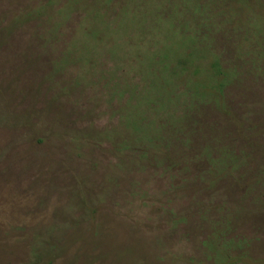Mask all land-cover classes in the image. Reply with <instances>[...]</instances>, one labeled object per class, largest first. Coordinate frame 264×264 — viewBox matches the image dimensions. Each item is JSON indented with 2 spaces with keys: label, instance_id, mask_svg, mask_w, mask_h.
I'll return each instance as SVG.
<instances>
[{
  "label": "rangeland",
  "instance_id": "rangeland-1",
  "mask_svg": "<svg viewBox=\"0 0 264 264\" xmlns=\"http://www.w3.org/2000/svg\"><path fill=\"white\" fill-rule=\"evenodd\" d=\"M136 1L127 11L118 0L113 7L110 0H55L53 9L68 17L48 20L46 9L25 22L20 16L47 0H0V264L35 263L36 251L38 259L44 251L40 264H214L209 255L218 252L203 245L208 221L216 220L208 206L235 196L232 179L219 181L211 200L180 205L177 192H165V166L143 159L147 148L129 146L152 142L162 119L178 120L173 100L158 102L174 91L162 67L187 53L170 21L130 31L127 18L144 16L137 9L145 0ZM47 20L55 34L43 28ZM71 45L60 67L58 55ZM227 98L241 114L238 89L229 87ZM206 111L207 127L227 124L215 108ZM257 236L238 264H264Z\"/></svg>",
  "mask_w": 264,
  "mask_h": 264
},
{
  "label": "trees",
  "instance_id": "trees-1",
  "mask_svg": "<svg viewBox=\"0 0 264 264\" xmlns=\"http://www.w3.org/2000/svg\"><path fill=\"white\" fill-rule=\"evenodd\" d=\"M110 1V7H113L115 0ZM118 1L122 3L120 9L127 11L138 6H130L136 0ZM54 4L55 0H47L38 11L25 13L20 18L29 22L32 16L46 9L51 11L48 20L68 17L70 11H57L53 9ZM143 4L142 7L147 6L150 10L140 7L137 10L144 15L142 18L136 19L133 14L127 18L125 24L129 25L130 31L142 26L146 32L151 29L150 24L158 26L163 20L170 21L169 24L184 34L187 53L178 59L176 66L167 63L162 67L173 76V81L166 83V87L174 85V91L160 97L158 102L173 100L176 107H180L178 120L171 125L168 119H162L159 136L152 138L156 141L154 146L153 141L145 145L135 144L132 140L129 146L135 150L147 148L142 158L148 162L156 161L160 166L157 168L165 166L162 173L157 169V174L160 172V177L171 188L165 190L168 196L171 191L177 192L175 201L180 205L186 200L193 201L194 205V199L195 204H199L203 195L210 199L219 181L232 179L231 187L236 190L234 199L208 206L216 220L208 221L211 233L203 245L218 252H209L214 264L241 263L248 258L246 249L260 241L259 231L264 239V0H145ZM176 18L185 21L177 22ZM48 20L42 25L46 30L50 29ZM51 29L55 34L53 30L56 29ZM111 29L118 31L115 27ZM78 34L85 39L80 32ZM78 34L74 39L77 42L80 41ZM73 51V45L67 47L58 55L57 64L61 67V59L67 60ZM159 57L164 59L162 55ZM130 86L137 85L128 83L127 87ZM229 87L238 89L241 114L233 112V104L227 98ZM218 105L222 108H217ZM207 108L218 110L220 118L227 122L219 131L206 126ZM168 128L173 132L167 131ZM166 132L170 133L169 137L165 136ZM184 133L189 139H178V135ZM157 152H161V156ZM186 184L189 187L184 188ZM167 195L163 193L162 196L168 198ZM205 213L200 211L202 220L193 219L198 218L203 224V221L207 222ZM249 215L254 219L246 220ZM186 218L174 222H187ZM239 219L241 225L237 224ZM253 226L258 229L252 230ZM238 251L242 253L236 254ZM36 252V262L32 264L42 261L44 251L39 259Z\"/></svg>",
  "mask_w": 264,
  "mask_h": 264
}]
</instances>
